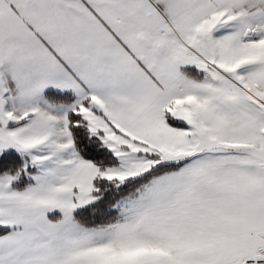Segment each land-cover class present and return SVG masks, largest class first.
Returning a JSON list of instances; mask_svg holds the SVG:
<instances>
[{"label":"snow or ice","instance_id":"obj_1","mask_svg":"<svg viewBox=\"0 0 264 264\" xmlns=\"http://www.w3.org/2000/svg\"><path fill=\"white\" fill-rule=\"evenodd\" d=\"M0 264H264V0H0Z\"/></svg>","mask_w":264,"mask_h":264}]
</instances>
